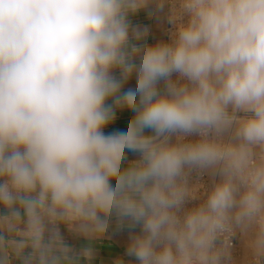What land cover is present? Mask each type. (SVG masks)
<instances>
[{"label": "clouds", "instance_id": "clouds-1", "mask_svg": "<svg viewBox=\"0 0 264 264\" xmlns=\"http://www.w3.org/2000/svg\"><path fill=\"white\" fill-rule=\"evenodd\" d=\"M125 231L112 264H264V0H0V264Z\"/></svg>", "mask_w": 264, "mask_h": 264}, {"label": "crops", "instance_id": "crops-1", "mask_svg": "<svg viewBox=\"0 0 264 264\" xmlns=\"http://www.w3.org/2000/svg\"><path fill=\"white\" fill-rule=\"evenodd\" d=\"M152 6H150V9ZM131 22L134 25H141L149 29L148 43L155 44L160 40H167L168 36L165 29L170 27L167 24V21L163 13H155L150 10H141L135 16L130 17ZM135 87V78L125 86ZM132 114L127 111H118L117 112V121L114 122L106 131H114L117 129L126 130L127 122L131 118ZM131 155V154H130ZM138 231V229H137ZM62 232L65 234V238L70 244L79 246L84 242L82 240L71 237L67 234V231L62 228ZM128 234L127 232H122L112 236L111 241L104 240L99 241L96 244L97 248V257L94 260L93 264H112L113 260L119 255L124 256L126 251ZM239 243V242H238ZM126 260L130 259L124 257Z\"/></svg>", "mask_w": 264, "mask_h": 264}, {"label": "built area", "instance_id": "built-area-1", "mask_svg": "<svg viewBox=\"0 0 264 264\" xmlns=\"http://www.w3.org/2000/svg\"><path fill=\"white\" fill-rule=\"evenodd\" d=\"M202 180L205 184H208L210 181H209V178L207 176H204L202 177ZM234 244L236 246V255H239L240 254V251L239 249L237 248L238 247V241H234Z\"/></svg>", "mask_w": 264, "mask_h": 264}, {"label": "bare ground", "instance_id": "bare-ground-1", "mask_svg": "<svg viewBox=\"0 0 264 264\" xmlns=\"http://www.w3.org/2000/svg\"><path fill=\"white\" fill-rule=\"evenodd\" d=\"M239 244V243H238ZM237 248H239V245H238V247ZM240 251V250H239Z\"/></svg>", "mask_w": 264, "mask_h": 264}, {"label": "rangeland", "instance_id": "rangeland-1", "mask_svg": "<svg viewBox=\"0 0 264 264\" xmlns=\"http://www.w3.org/2000/svg\"><path fill=\"white\" fill-rule=\"evenodd\" d=\"M239 245V244H238ZM239 249V248H238ZM240 250V249H239Z\"/></svg>", "mask_w": 264, "mask_h": 264}]
</instances>
